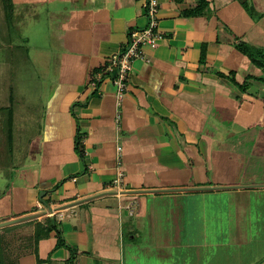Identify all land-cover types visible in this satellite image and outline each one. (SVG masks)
<instances>
[{
	"label": "crops",
	"instance_id": "obj_1",
	"mask_svg": "<svg viewBox=\"0 0 264 264\" xmlns=\"http://www.w3.org/2000/svg\"><path fill=\"white\" fill-rule=\"evenodd\" d=\"M42 12V31L49 34L44 38L54 41L47 56L55 71L40 87L44 127L30 142V162L36 167L23 172L32 173V181L14 185L9 200L14 215L0 219L41 214L5 228L20 231L33 223L30 237L36 224L49 223L56 230L37 243L29 237L32 249L15 255L18 264H38V259L65 264L71 253L65 246L55 249L57 232L76 250L75 264H94L95 259L120 264L122 226L129 212L145 216L149 195L228 191L248 199L243 207L236 203L235 222L242 220V212L256 224L264 221V156L231 159L223 150L238 134H248L251 144L256 140L251 136L264 130V74L237 49L241 42L264 49V0H159L157 28L163 40L145 50L148 62H133L119 105L113 84L97 82L95 76L126 48L133 29L146 26L142 0H11V17L19 25L39 24L34 16ZM11 17L0 33L11 31ZM230 72L237 84L247 82L246 91L217 75ZM118 172L122 178L115 186ZM183 188L214 189L148 192ZM257 235L234 234L229 241L239 250L226 257L264 264V229L260 239ZM250 241H260L253 253Z\"/></svg>",
	"mask_w": 264,
	"mask_h": 264
},
{
	"label": "rangeland",
	"instance_id": "obj_2",
	"mask_svg": "<svg viewBox=\"0 0 264 264\" xmlns=\"http://www.w3.org/2000/svg\"><path fill=\"white\" fill-rule=\"evenodd\" d=\"M4 13L3 1L0 0L2 32L6 29V14L10 17L12 14L11 11ZM13 17L9 18L11 31L0 33V217H8L10 213L14 215L9 201L13 197L14 185L33 177L32 173L26 176L23 172L29 165L36 167L35 162H30V142L41 134L44 127L45 96H40V87L44 88V81L51 79L55 71L51 56H47L54 47V41L46 40L44 37L49 34L42 31L46 29L44 12L34 16L39 24L26 21L27 28L17 24ZM42 44H46L48 49H42ZM45 55L47 57L42 62ZM247 137L248 134H238L233 144L224 145L223 150L229 152V158L264 156V130L259 129L251 136L256 139L251 144L246 142ZM229 162L223 159L222 163L227 166ZM211 180L209 177L207 181ZM145 200V216L137 217L132 213L122 226L124 253L120 264H235L236 261L226 255L229 252L236 254L239 249L233 248L229 238L238 233L249 237L258 233L256 238L260 239L264 229L262 219H257V224L253 219H245L247 212L240 213V223L234 221L236 203L239 202L241 207L248 203L245 195H234L228 191L199 196L165 193L155 198L146 196ZM249 214L253 216V213ZM1 222L4 221L0 219ZM32 225L20 226L23 229L10 231L11 235L3 234L12 264H18L15 255L18 257L19 253L32 249L27 245L33 232ZM17 235L22 239L16 240ZM259 243L250 241L248 251L253 253ZM94 264H100V261L95 259ZM236 264L249 263L240 259Z\"/></svg>",
	"mask_w": 264,
	"mask_h": 264
},
{
	"label": "built area",
	"instance_id": "obj_3",
	"mask_svg": "<svg viewBox=\"0 0 264 264\" xmlns=\"http://www.w3.org/2000/svg\"><path fill=\"white\" fill-rule=\"evenodd\" d=\"M146 18V26L140 29H133L129 33L126 48L119 54L113 55L106 67L95 76V81L103 82L109 80L115 87L117 104L124 99L127 92V80L132 64L136 60L148 62L145 54L146 49H155L158 42L163 40L162 34L158 31V10L159 0H142ZM95 85V83H92ZM119 115L116 116L118 120ZM121 148H117L119 153ZM117 159V164H119ZM122 173L118 172L113 184L118 186L121 182ZM129 210V207H127ZM126 208V209H127ZM133 212H129L131 215Z\"/></svg>",
	"mask_w": 264,
	"mask_h": 264
},
{
	"label": "trees",
	"instance_id": "obj_4",
	"mask_svg": "<svg viewBox=\"0 0 264 264\" xmlns=\"http://www.w3.org/2000/svg\"><path fill=\"white\" fill-rule=\"evenodd\" d=\"M2 1H3L5 12L8 13V11H11V0H2ZM189 14L193 15L194 11L193 12L190 11ZM183 15L186 16L187 14L184 13ZM6 16H8V14H6ZM205 47L206 45H202V53H201L202 61L204 60V57H205ZM237 49L249 59L251 65L258 68L262 72V74H264V49L254 48L248 44H245L244 42H241L240 44H238ZM217 75L219 77L228 79L231 83H233L238 89L242 91H246V89L248 88L246 81H244V83L242 84L236 83L235 78H234L235 74L233 72H230L227 75L223 73H217ZM79 142H80L79 138H76L75 150H76V153L78 154V158L83 161V153L81 151ZM46 225L47 226H43L42 224L35 225V229H34L35 231L33 233L32 239L36 243L40 240V238H43V237L46 238L51 231L56 230L55 225H50L49 223H47ZM11 228L0 229V264H12L6 252L5 244L7 242H6L5 236H3V234L5 235L8 234L11 231ZM57 234H59V237L55 245V249H59L62 246L67 247V249H69L71 254H70L69 259L65 262V264H73L75 261L76 250H73L71 247L66 246L64 242L62 241V238L60 237L61 236L60 233L57 232ZM37 263L40 264L41 260L38 259Z\"/></svg>",
	"mask_w": 264,
	"mask_h": 264
},
{
	"label": "water",
	"instance_id": "obj_5",
	"mask_svg": "<svg viewBox=\"0 0 264 264\" xmlns=\"http://www.w3.org/2000/svg\"><path fill=\"white\" fill-rule=\"evenodd\" d=\"M210 189H214V188H183V189H169V190H155V191H148V192H163V191H204V190H210ZM44 192H41L40 194V199L44 196ZM47 212L51 213V209L49 207H47ZM41 216V214H31V215H27V216H23V217H19V218H15L13 220H8L5 222H1L0 223V229L8 227V226H12L15 224H19V223H23L26 221H30L32 219H35L37 217Z\"/></svg>",
	"mask_w": 264,
	"mask_h": 264
}]
</instances>
